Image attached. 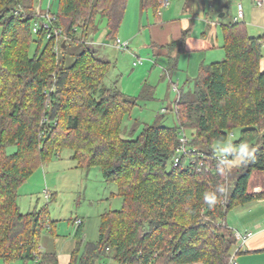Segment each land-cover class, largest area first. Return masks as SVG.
Returning a JSON list of instances; mask_svg holds the SVG:
<instances>
[{
    "label": "trees",
    "instance_id": "1",
    "mask_svg": "<svg viewBox=\"0 0 264 264\" xmlns=\"http://www.w3.org/2000/svg\"><path fill=\"white\" fill-rule=\"evenodd\" d=\"M36 2L0 0V260L58 263L55 252L40 250L55 227L47 207L22 213L19 190L69 149L80 166L99 167L123 199L121 209L101 215L99 238L81 257L78 226L70 264H100L109 255L115 264H228L238 244L229 211L264 199L248 191L252 174L264 173V34L250 36L243 21L222 24L225 58L203 64L193 92L180 94L178 125H148L126 139L123 117L136 101L118 82L105 85L111 62L91 44L103 20L117 47L129 0H59L58 12L51 4L45 15ZM164 2L141 0L142 10L160 23ZM189 35L164 47L170 72ZM70 45L84 47L70 54ZM189 129L195 152L172 161ZM236 131L233 147H222ZM235 156L241 161L231 165Z\"/></svg>",
    "mask_w": 264,
    "mask_h": 264
},
{
    "label": "rangeland",
    "instance_id": "2",
    "mask_svg": "<svg viewBox=\"0 0 264 264\" xmlns=\"http://www.w3.org/2000/svg\"><path fill=\"white\" fill-rule=\"evenodd\" d=\"M51 4L52 13H57L59 0H53L52 3L50 0H37L36 9L41 11L40 14L45 15V11H48ZM239 4L244 7L247 20L245 25L249 34L256 37L259 34L255 33L257 28L255 26L252 28L251 25L252 30L250 31V25H248L251 23L249 14L258 5L255 0H169V5L161 8L160 16L162 17L161 21L170 18L188 19L190 25L186 29L190 30L192 32L190 34L193 36L201 35L203 23L205 24L203 21L206 19L210 24L217 22L219 47H222L223 56L218 59L220 54L218 50L213 52L204 63L208 65L225 58L222 24L230 22L237 16ZM166 11L170 12L166 14ZM155 24L157 23H155L153 12H144L141 0H129L125 18L117 35L123 44L129 43L128 50L118 49L115 46L116 40L108 39L106 24L103 20L98 22L94 42L91 44L96 56L111 62L112 69L105 80V85L113 86L115 82H118L121 92L136 101L133 109L123 117L122 136L126 139L137 138L148 125L177 126L175 103L181 93L193 92L194 80L200 71L196 57L193 56L195 54H179L177 69L170 72L169 59L156 55L150 47L146 48L151 45L152 41L159 42L160 38L153 35L158 31ZM260 32L263 34L264 28ZM83 47V45H70L68 53H79ZM262 52L264 54V44ZM232 134L233 136H230V139L221 145L222 147H233L232 141L238 139L239 131ZM184 137L191 143L195 138L194 131L189 129L181 133V145ZM186 145L187 150L192 149L188 143ZM244 148H234L232 154L242 151ZM180 155L177 151L172 161L178 159ZM218 155L226 157L223 151H219ZM73 156L71 150L65 149L59 156H55L51 161L38 168L20 188L19 205L22 213L41 211L47 207L50 220L55 222L57 250L51 244L53 236L49 234V231L44 233L41 250H43V243L47 242L48 251L70 255L76 248L77 241L78 225L74 220H81L83 222V244L80 246L79 252V257H81L85 250V244L96 242L99 238L101 215L108 211L121 209L123 199L116 195V185L104 180L99 167L80 166ZM241 158L235 156L231 165L239 163ZM243 206L238 205L229 211L227 215L229 228L234 223L237 224L242 217L240 213ZM238 232L235 231L239 235L244 236L245 234L244 231ZM238 245L234 249L239 247ZM109 256L100 264H115ZM242 256L243 254L238 256V264H240ZM257 256L252 258L253 262L258 263L260 258ZM0 264L7 263L0 260ZM11 264L33 263L17 261Z\"/></svg>",
    "mask_w": 264,
    "mask_h": 264
},
{
    "label": "crops",
    "instance_id": "3",
    "mask_svg": "<svg viewBox=\"0 0 264 264\" xmlns=\"http://www.w3.org/2000/svg\"><path fill=\"white\" fill-rule=\"evenodd\" d=\"M243 6V5H242ZM244 10V7H243ZM170 11H166V14ZM238 12V9H237ZM224 16V15H223ZM169 17V16H167ZM237 17V16H236ZM235 18L231 21L235 22ZM162 18V17H161ZM170 18V17H169ZM250 19V31L255 26L257 29L255 33H259L257 36H261V30L264 28V5H257V7L252 9V12L249 14ZM188 20V19H187ZM182 19H175L170 18L166 21H160V23L155 24V27L158 28V31L155 32L153 35L155 37H159V42H151L150 46L146 48H152V45H156L157 48L153 49L156 55L159 56H166L167 50L164 48L166 45L172 43L173 41H177L184 31H190L186 28L190 25V21ZM246 15L244 11V19L243 22L245 23ZM205 24L203 23V32L201 35L193 36L190 34L185 40L184 51L180 54H195L196 62H198L199 69L201 66L206 63L209 55L213 52L217 51L220 53L218 55V59H221L223 54L221 52V48L219 47V35L217 33V22H210L206 19ZM252 25V28H251ZM186 29V30H185ZM205 29V30H204ZM207 30V31H206ZM192 31V30H191ZM255 31V30H254ZM192 33V32H190ZM250 33V32H248ZM250 36L254 37V35L249 34ZM167 36V37H166ZM166 37V40H164ZM159 47V48H158ZM179 60V55H178ZM179 63V61H178ZM261 67L264 69V58L261 61ZM248 191L252 194H261L264 193V173L261 172H254L249 182ZM240 216H242L237 224H233L231 229L239 233L238 231H244V236H249L246 243L244 244L242 251L239 255L243 254L240 258V264H264V199L253 201L252 203L246 204L241 209ZM228 225V224H227ZM51 234V233H49ZM55 231L52 232L53 241L51 242L52 246L55 247L57 250V242H56V235ZM243 236V235H242ZM76 245V243H75ZM47 242L43 243V250L44 252L48 251ZM75 249H73L74 251ZM70 255L67 254H57V264H70L72 253ZM54 252V251H53ZM258 255V256H257ZM254 256L259 257L258 263L253 262L252 258ZM26 262V261H24Z\"/></svg>",
    "mask_w": 264,
    "mask_h": 264
},
{
    "label": "built area",
    "instance_id": "4",
    "mask_svg": "<svg viewBox=\"0 0 264 264\" xmlns=\"http://www.w3.org/2000/svg\"><path fill=\"white\" fill-rule=\"evenodd\" d=\"M257 3H258V5H264V0H255ZM169 5V0H165V2H164V6H168ZM46 18H48V19H50V17H49V15H46L45 16ZM243 19H244V10H243V6H242V4H239L238 5V12H237V17H236V19H235V22H239V21H243ZM44 26H45V28H49V22H45L44 23ZM38 29H39V25L38 24H36L35 26H34V28H33V31L34 32H37L38 31ZM50 37V36H49ZM117 48L118 49H123V50H128V48H129V43H125V44H123V42L120 40V39H117ZM58 49V48H57ZM134 65H136V63L134 64ZM175 90H177V88H175ZM188 139H186V137H184L183 138V144L180 146V148L178 149V153H179V155L180 156H182V155H184V154H188V153H191V152H195L194 150H187L188 148H187V145H186V143H188V141H187ZM180 156L178 157V159H176L175 160V162H178V160H179V158H180ZM216 157L218 158V159H220V160H225L226 159V157L223 155V156H219L218 154L216 155ZM76 224L78 225V226H80L81 224H82V221L81 220H78L77 222H76ZM236 236H237V239H238V246L239 247H237L234 251H233V253L231 254V256H230V260H229V262H228V264H238V256H239V254H240V252H241V249L243 248V246H244V244L246 243V241H247V239L249 238V236H242V235H239V234H236ZM40 250H41V248H40Z\"/></svg>",
    "mask_w": 264,
    "mask_h": 264
},
{
    "label": "water",
    "instance_id": "5",
    "mask_svg": "<svg viewBox=\"0 0 264 264\" xmlns=\"http://www.w3.org/2000/svg\"><path fill=\"white\" fill-rule=\"evenodd\" d=\"M223 16V15H222ZM64 46H65V43H64Z\"/></svg>",
    "mask_w": 264,
    "mask_h": 264
}]
</instances>
